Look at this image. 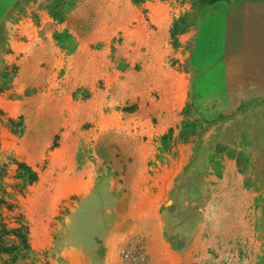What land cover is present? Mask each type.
<instances>
[{"label":"rangeland","instance_id":"obj_1","mask_svg":"<svg viewBox=\"0 0 264 264\" xmlns=\"http://www.w3.org/2000/svg\"><path fill=\"white\" fill-rule=\"evenodd\" d=\"M0 264H264V0H0Z\"/></svg>","mask_w":264,"mask_h":264},{"label":"crops","instance_id":"obj_2","mask_svg":"<svg viewBox=\"0 0 264 264\" xmlns=\"http://www.w3.org/2000/svg\"><path fill=\"white\" fill-rule=\"evenodd\" d=\"M163 164L158 163V168H156L154 176H151L149 179L144 180L142 178L140 189L143 192V196L147 197H166L168 188H170L171 182L165 178L168 173V170L162 167ZM160 166V167H159ZM139 185V184H138ZM138 188V186H137Z\"/></svg>","mask_w":264,"mask_h":264},{"label":"trees","instance_id":"obj_3","mask_svg":"<svg viewBox=\"0 0 264 264\" xmlns=\"http://www.w3.org/2000/svg\"><path fill=\"white\" fill-rule=\"evenodd\" d=\"M22 168H24L25 170H27V171H29L30 173H31V175H32V178H31V182H35L36 180H37V174L36 173H34V172H32L28 167H26L25 165H23L22 166ZM14 232H19V230L17 229V230H14ZM17 234V233H16ZM21 238H23V244H24V247L25 248H28L27 247V239L24 237V236H22Z\"/></svg>","mask_w":264,"mask_h":264}]
</instances>
